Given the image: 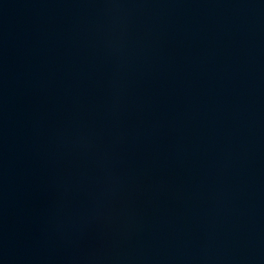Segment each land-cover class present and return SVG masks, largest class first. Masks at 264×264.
Here are the masks:
<instances>
[{"label": "water", "instance_id": "95a60500", "mask_svg": "<svg viewBox=\"0 0 264 264\" xmlns=\"http://www.w3.org/2000/svg\"><path fill=\"white\" fill-rule=\"evenodd\" d=\"M0 264H264V0H0Z\"/></svg>", "mask_w": 264, "mask_h": 264}]
</instances>
